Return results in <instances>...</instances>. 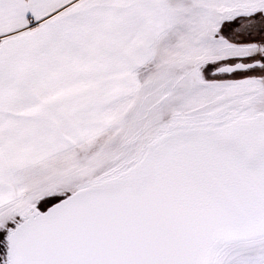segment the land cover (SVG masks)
Wrapping results in <instances>:
<instances>
[{
	"label": "snow or ice",
	"instance_id": "6c2138e0",
	"mask_svg": "<svg viewBox=\"0 0 264 264\" xmlns=\"http://www.w3.org/2000/svg\"><path fill=\"white\" fill-rule=\"evenodd\" d=\"M0 264H264V0H0Z\"/></svg>",
	"mask_w": 264,
	"mask_h": 264
}]
</instances>
